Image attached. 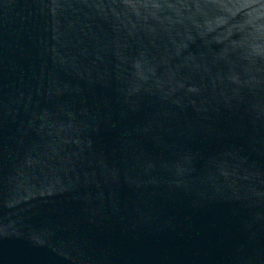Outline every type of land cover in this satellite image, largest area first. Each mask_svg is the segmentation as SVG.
<instances>
[{
    "label": "water",
    "instance_id": "95a60500",
    "mask_svg": "<svg viewBox=\"0 0 264 264\" xmlns=\"http://www.w3.org/2000/svg\"><path fill=\"white\" fill-rule=\"evenodd\" d=\"M0 264H264V0H0Z\"/></svg>",
    "mask_w": 264,
    "mask_h": 264
}]
</instances>
